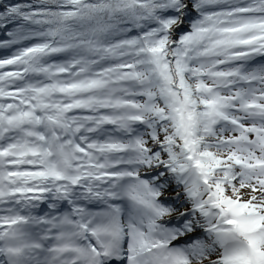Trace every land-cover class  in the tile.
Instances as JSON below:
<instances>
[{
	"label": "snow or ice",
	"instance_id": "6c2138e0",
	"mask_svg": "<svg viewBox=\"0 0 264 264\" xmlns=\"http://www.w3.org/2000/svg\"><path fill=\"white\" fill-rule=\"evenodd\" d=\"M0 264H264V0H0Z\"/></svg>",
	"mask_w": 264,
	"mask_h": 264
}]
</instances>
